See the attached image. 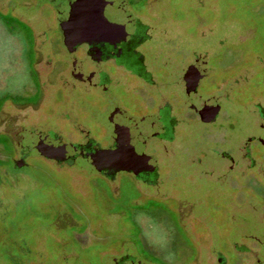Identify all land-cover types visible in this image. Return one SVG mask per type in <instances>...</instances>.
Returning <instances> with one entry per match:
<instances>
[{"label":"flooded vegetation","instance_id":"obj_1","mask_svg":"<svg viewBox=\"0 0 264 264\" xmlns=\"http://www.w3.org/2000/svg\"><path fill=\"white\" fill-rule=\"evenodd\" d=\"M50 1L52 5L54 0ZM62 1V11H55L61 20L54 32L51 28L41 33L40 47H33L35 59L26 75L34 74L41 87L55 90L51 106L68 104L63 102L64 95L80 94V115L86 109L88 116L101 121L92 124L95 134L80 121V115L72 119L65 114L55 128H37L28 114L43 107V89L40 100L18 103V126L23 132L18 142L24 144L18 147L14 168L18 174L29 168L35 151L37 158L56 169H82L76 163L87 161L93 170L89 176L107 184L116 179L110 169H123L139 195L129 206L136 208L131 211V222L141 246L128 245L120 253L122 246L114 247L107 252L110 264H200L196 251L180 256L154 243L153 234L172 235V226L169 222L164 226L165 211L140 209L138 200L176 205L177 199L168 193H147L141 187L157 190L163 186L162 170L170 169L164 159L176 156L178 140H196L198 126L207 129L205 140L201 155H192L195 161L189 159V165L227 169L217 181L234 170L244 176L249 170L264 169V58L257 53L245 57L243 49L224 43L219 55L175 50L165 27V0ZM105 5L113 16L103 15ZM79 16L83 22L75 23ZM104 18H110L112 28L103 23ZM250 30L239 43L258 32ZM258 36L251 41L261 43L264 51V35ZM215 57L217 63H213ZM231 111L248 113V119L241 114L236 118ZM25 136L33 141L27 142ZM149 143H153L152 151L147 149ZM100 158L106 159L103 164ZM88 185L92 192V183ZM85 229L74 235L76 241L90 236ZM207 261L229 264L222 252L212 251Z\"/></svg>","mask_w":264,"mask_h":264},{"label":"rangeland","instance_id":"obj_2","mask_svg":"<svg viewBox=\"0 0 264 264\" xmlns=\"http://www.w3.org/2000/svg\"><path fill=\"white\" fill-rule=\"evenodd\" d=\"M62 2L0 0V264H110L107 252L114 247L125 244L120 253L128 245L141 246L137 227L131 222V211L136 208L129 206L139 195L134 180L123 169H110L116 179L107 184L98 176H89L93 170L87 161L76 163L82 169H56L37 158L35 151L28 160L29 168L18 174L13 166L18 147L24 144L18 142L23 135L18 126V103L40 100L43 89L46 91L40 111L28 114L37 128H55L63 115L74 119L82 112L79 93L63 94V102L68 104L51 106L55 90L41 87L34 74L26 75L41 33L51 28L54 32L61 20L55 11H62ZM164 5L171 46L182 54L206 51L219 55L224 43L240 47L245 57L257 53L264 58L261 43L253 42L264 35V0H165ZM80 17L74 22L82 20ZM84 23L87 25V19ZM250 29L258 32L239 43ZM85 110L80 121L86 127L101 121ZM231 112L236 118L248 119V113ZM206 130L198 126L196 140L177 141L176 156L164 159L170 169H161L165 178L160 189L141 187L147 193H168L177 199L176 205L138 200L140 209L165 211L164 226L167 222L172 226V235L156 233L152 239L180 256L196 251L200 264H207L212 251L222 252L229 264H264V169L249 170L244 176L234 170L218 181L199 174L203 169L188 163L194 155H201ZM25 137L27 142L32 140ZM149 144L147 149L152 151L153 143ZM100 159L102 164L106 160ZM234 178L237 183L233 184ZM88 183H92V192ZM84 229L90 236L76 241L74 235ZM6 254L14 260L8 261Z\"/></svg>","mask_w":264,"mask_h":264},{"label":"water","instance_id":"obj_3","mask_svg":"<svg viewBox=\"0 0 264 264\" xmlns=\"http://www.w3.org/2000/svg\"><path fill=\"white\" fill-rule=\"evenodd\" d=\"M107 8H106V5H105V7L103 8V15L105 16V15H109V16H113V14L112 13H110L109 12V14H108V9L106 10ZM105 11V12H104ZM103 16V17H104ZM106 17V16H105ZM109 21L110 22H112L111 20H110V18L108 19H106V18H104L103 19V23H109ZM107 24H105V25H107ZM108 25H110L109 27H108V29L109 28H112L111 27V24H108ZM191 160H193V161H195V159L194 158H191ZM227 169H219V170H216V169H203L202 171H199V174L201 173V172H203V173H205V175H206V177H216L217 179L219 178V177H221L222 175H223V173L226 171Z\"/></svg>","mask_w":264,"mask_h":264},{"label":"trees","instance_id":"obj_4","mask_svg":"<svg viewBox=\"0 0 264 264\" xmlns=\"http://www.w3.org/2000/svg\"><path fill=\"white\" fill-rule=\"evenodd\" d=\"M6 258H7L8 261L9 260H11V261L14 260L13 257L11 256V254H6Z\"/></svg>","mask_w":264,"mask_h":264}]
</instances>
